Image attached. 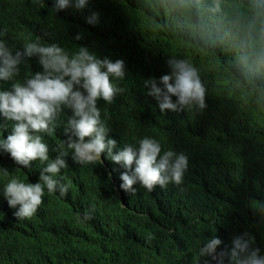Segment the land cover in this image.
I'll list each match as a JSON object with an SVG mask.
<instances>
[{
  "label": "clouds",
  "instance_id": "1",
  "mask_svg": "<svg viewBox=\"0 0 264 264\" xmlns=\"http://www.w3.org/2000/svg\"><path fill=\"white\" fill-rule=\"evenodd\" d=\"M123 1L126 11L142 22L153 21L155 7L168 11L167 22H178L179 14L193 15L207 27L219 25L226 13L220 6L219 15L220 0ZM86 2L0 0V162L21 170L18 177L0 167V196L16 221H30L39 210L54 208L51 199L60 211L77 210L84 220H104L111 197L100 186L89 190L94 183L112 182L122 201L121 195L139 190L179 186L188 170V154L177 149L181 132H167L175 141L165 147L156 137L141 135L126 118L128 88L120 81L131 67L123 56L111 51L101 57L86 45L57 42L59 24L69 16L78 18ZM248 13L238 60L258 78L264 71V0H249ZM85 20L95 24L97 14ZM73 39L82 36L77 32ZM165 61L169 71L151 77ZM228 81L214 83L225 91ZM142 87L162 113L196 109L199 126L215 121V111L208 115L206 84L186 57L163 60ZM79 171L85 174L78 177ZM249 207L264 221V199H251ZM210 223V234L201 235L191 264H264V251L252 232L234 233L225 244L215 234L216 221Z\"/></svg>",
  "mask_w": 264,
  "mask_h": 264
},
{
  "label": "trees",
  "instance_id": "2",
  "mask_svg": "<svg viewBox=\"0 0 264 264\" xmlns=\"http://www.w3.org/2000/svg\"><path fill=\"white\" fill-rule=\"evenodd\" d=\"M248 4L220 0L219 15L220 6L226 13L217 27H207L193 15L179 14L178 22H167L168 11L156 7L152 22L136 21L123 0H87L78 18L69 16L59 24L57 42L64 47L86 45L101 57L111 51L124 57L131 67L120 81L128 88L126 118L141 135L154 136L165 147L175 141L167 132H181L177 149L188 154L189 166L181 185L139 190L121 195L122 201L112 182L94 183L89 190L100 186L111 197L104 220L60 211L51 199L54 208L39 210L30 221H16L0 196V264H191L213 220L225 244L247 229L264 251V221L249 207L251 199H264V71L253 78L238 60ZM92 12L95 24L85 20ZM77 32L82 36L78 41L73 39ZM173 55L199 69L211 100L208 115L215 111L213 123L199 126L196 109L162 113L146 94L142 80ZM168 71L165 61L151 77ZM228 79L226 90L235 101L214 83ZM0 167L20 176L10 163L1 161ZM84 174L79 171L78 177Z\"/></svg>",
  "mask_w": 264,
  "mask_h": 264
}]
</instances>
